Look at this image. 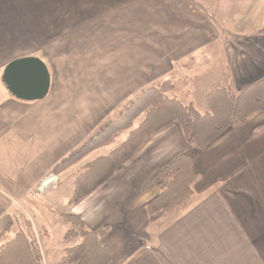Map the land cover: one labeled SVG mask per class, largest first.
Listing matches in <instances>:
<instances>
[{
    "label": "crops",
    "instance_id": "crops-1",
    "mask_svg": "<svg viewBox=\"0 0 264 264\" xmlns=\"http://www.w3.org/2000/svg\"><path fill=\"white\" fill-rule=\"evenodd\" d=\"M150 1L131 2L136 8L126 19L128 28L143 29L138 36L144 42L148 26L159 39L145 68L134 74L132 99L149 86L172 81L170 96L195 108V102H205V113L215 112L206 97L219 86L241 92L264 76V0H154L157 16L145 11ZM72 91L51 90L42 101L24 102L5 88L0 101V220L28 210L36 217L57 213L63 223L61 213H70L95 232L111 227L102 243L113 249L112 264H264V110L230 127L204 151L186 140L180 124L169 125L71 208L77 178L72 198L67 194L60 206L51 193L42 195L46 192H39V186L101 128L102 107L94 103L88 108L86 98ZM184 155L193 158L192 171L200 175L194 196L152 221L148 206L162 189L146 187ZM105 166L96 171V183L104 181ZM59 178L52 190L62 184V174ZM30 213L48 232V224Z\"/></svg>",
    "mask_w": 264,
    "mask_h": 264
},
{
    "label": "rangeland",
    "instance_id": "rangeland-1",
    "mask_svg": "<svg viewBox=\"0 0 264 264\" xmlns=\"http://www.w3.org/2000/svg\"><path fill=\"white\" fill-rule=\"evenodd\" d=\"M131 2L135 0H0V101L6 88L2 81L5 67L19 58H39L50 71L52 93L73 89L72 92H80L82 98H86L88 108L94 103L102 107L101 128L86 143L89 142L92 147L93 139L102 140L108 133L103 132L105 128L120 121L138 98L151 87L144 89L134 99L129 97L135 89L131 85L134 74L145 68L150 50L152 47L156 49L159 41L150 35L156 33L153 26L144 30L147 37L145 42L143 37L138 36L142 28H128L126 19L129 15L132 16L129 12L136 8ZM150 3V6L145 7L146 13L157 16L158 7L154 5V0ZM163 84L161 82L158 87ZM114 95H118L119 99ZM78 101L81 104L80 98ZM195 103L196 108L205 113V102ZM112 111L115 113L107 117ZM128 137V131L120 133L108 147L94 150L86 159L98 155L109 156ZM82 164L66 169L64 173L69 170L66 174L62 172V184L42 195L51 193L50 198L57 200L59 206L67 198V194L69 199L72 198L76 178L85 173ZM96 171L97 168L86 173L88 179L80 183V186H91L94 175L97 179ZM111 177L105 176L103 182ZM42 199L46 202L47 198ZM81 200L82 198L72 202L71 208ZM27 212L28 214L19 215L21 223L27 224L29 221L30 231L35 235L46 264H56L64 256L66 249L81 242L79 235L69 236L73 227L63 223L59 214L46 216L40 212L36 217L34 213ZM29 213L48 224V232L39 223H34ZM75 217L83 223V228L88 229L81 217ZM105 229L108 233L112 228Z\"/></svg>",
    "mask_w": 264,
    "mask_h": 264
},
{
    "label": "trees",
    "instance_id": "trees-1",
    "mask_svg": "<svg viewBox=\"0 0 264 264\" xmlns=\"http://www.w3.org/2000/svg\"><path fill=\"white\" fill-rule=\"evenodd\" d=\"M173 88L171 81H165L161 87H150L138 101L132 105L122 119L106 127L108 133L98 141L93 139L57 164L53 173L60 175L66 169L76 165L88 154L103 148L120 133L128 131L129 137L121 146L115 148L109 156L98 158L83 166L85 173L78 178V183L87 180L86 173L95 168L102 170L110 177L125 167L143 148L148 140L157 132L173 123L181 125L186 140L200 151L213 140L220 137L230 127L243 123L256 113L264 110V76L257 79L241 92L230 87L219 86L206 98L208 104L215 109L204 114L193 105H185L178 98L170 96ZM142 120L136 126V122ZM107 165L109 167L107 168ZM193 158L184 155L162 171L146 188L158 187L161 195L148 206L150 219L155 221L162 215L177 210L192 200L193 185L200 175L192 171ZM90 176H92L90 174ZM71 203L89 195L102 182L92 180L89 187L79 186ZM97 184V185H95ZM82 187V188H81ZM88 188V189H87ZM63 220L73 229L69 236L81 238L80 244L65 250L64 256L56 264H110L113 260V249L102 243L107 230L91 231L83 228V223L73 214L61 213ZM29 221L21 223L20 216H7L0 220V264H46L38 247L35 235L30 231ZM14 230H16L14 232Z\"/></svg>",
    "mask_w": 264,
    "mask_h": 264
},
{
    "label": "water",
    "instance_id": "water-1",
    "mask_svg": "<svg viewBox=\"0 0 264 264\" xmlns=\"http://www.w3.org/2000/svg\"><path fill=\"white\" fill-rule=\"evenodd\" d=\"M2 81L15 99L24 102L42 101L52 88L47 65L36 57L11 62L5 69Z\"/></svg>",
    "mask_w": 264,
    "mask_h": 264
},
{
    "label": "built area",
    "instance_id": "built-area-1",
    "mask_svg": "<svg viewBox=\"0 0 264 264\" xmlns=\"http://www.w3.org/2000/svg\"><path fill=\"white\" fill-rule=\"evenodd\" d=\"M59 184V177L56 175H50L46 178L39 187L41 192L48 191Z\"/></svg>",
    "mask_w": 264,
    "mask_h": 264
}]
</instances>
